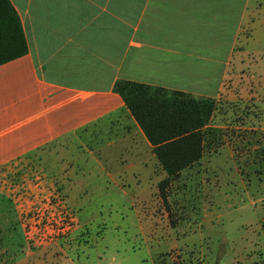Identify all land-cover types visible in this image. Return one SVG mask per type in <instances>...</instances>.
<instances>
[{
    "label": "crops",
    "instance_id": "obj_1",
    "mask_svg": "<svg viewBox=\"0 0 264 264\" xmlns=\"http://www.w3.org/2000/svg\"><path fill=\"white\" fill-rule=\"evenodd\" d=\"M9 1L20 18L27 53L0 66V175H38L35 177L41 180L48 178V170L31 171L25 162L38 157L42 163H60L55 176L66 179L60 190L64 203L74 212L85 203L68 180L74 169H67L70 162L79 160L85 176L99 179L107 210L117 208V196L135 195L139 203L130 213L136 228L132 242L116 246V253L107 257L104 254L99 264H156L161 255L194 246L189 240L195 235H178L177 229L167 225L166 212L160 218L148 211V200L158 192L159 178L165 173L113 88L117 81L125 80L195 97H225L223 85L229 74L233 75V67L251 66L253 72L254 67H264V42L251 49L239 46L242 27L251 17L247 13L249 0ZM259 31L264 37V24L259 25ZM238 92L229 91L233 97H244ZM260 94L264 98L263 91L253 89L248 98ZM255 102L264 105L263 100ZM261 108L256 109L255 114H261L258 118L251 110L246 112V122L233 121L231 130L237 135L230 156L224 153L216 158L221 178L242 179V164H238L242 162H247L246 171L258 172L253 166L259 160L255 155L264 159V106ZM240 131L245 135L239 136ZM40 187L45 193V186ZM243 205L238 207L239 213H248L237 226L248 228L253 236L262 235L264 207H255L252 201ZM14 211L12 205L10 218ZM73 214L75 224L53 242L54 246L46 245L45 240L41 250L31 252L29 248L38 232V236L46 235V223H39V231L34 233L10 229L8 223V240L14 242L16 237L23 243V260L39 253L55 264H95L91 255L80 258L72 253L69 257L66 252L67 239L88 224ZM222 219L221 212L213 227L211 219L203 220L204 226H210L209 233L199 234V241L214 232L227 234ZM117 225L109 219L110 228ZM159 246L167 251L162 252ZM13 257L8 264H14Z\"/></svg>",
    "mask_w": 264,
    "mask_h": 264
},
{
    "label": "rangeland",
    "instance_id": "obj_2",
    "mask_svg": "<svg viewBox=\"0 0 264 264\" xmlns=\"http://www.w3.org/2000/svg\"><path fill=\"white\" fill-rule=\"evenodd\" d=\"M247 13L251 17L242 27L239 46L251 49L253 45L257 47L258 44L264 42V37L259 31V25L264 24V0H249ZM232 73L233 75L229 74V76L233 78L228 76L223 85L226 96L214 99L216 107L205 132L201 159L180 172L171 181L166 192L165 203L156 190L148 200L150 204L148 211L155 215L158 214L160 218L166 212V217H164L167 225L177 229L178 235H195L189 240L194 243V246H186L178 251L161 255L156 264H264V224L263 234H258V236H253L248 228L237 226L240 219L246 218L248 213V211L239 213L240 205L244 206L243 203L252 201L255 207H264V159L260 155H255L259 156V160L253 165L256 166L255 171H258L255 173H252L251 169L250 172L246 171L247 162L238 163L242 164L240 165L243 173L242 179L234 176L221 178L216 170L218 168L217 156L224 153L228 154L226 157L230 156L232 141L237 135L236 131L231 130L233 121L246 122L249 114L246 112L251 110L252 114L256 115L255 117L261 116V114H255L256 109L264 105H261L262 102L259 104L255 101L257 99L264 101L262 94L259 98L250 99L248 95L253 89L264 92V67H254L253 72L251 66L242 65L239 68L236 66L232 68ZM251 75L260 77L261 80L252 79ZM241 89L244 97L236 98L229 93V91L239 90L238 94L241 95ZM238 108L240 110H237ZM237 112L241 113L239 117H237ZM245 133V131H240L239 136H244ZM38 159V157H31V160L25 162V167L36 172L48 170V178L40 180L35 177L38 175L34 177L31 175L27 178L0 175V264H8L14 258L13 256L16 257L14 264H55L52 258H47V255L44 258L39 253L31 259L23 260L21 256L24 251L23 243L16 240V237H14V242L8 240L6 232L8 223H10V229L12 227L24 229V233L38 232L39 223L41 225L46 223V245L54 246L53 242L61 237L62 233L65 236L72 229L71 227L75 224L73 214L75 212L79 219L88 220V224L81 233L74 238L67 239L66 252L69 257L72 253L80 258L83 255H91L95 264L100 263L104 254L107 257L110 253H116L114 251L116 246L132 242L136 228L135 222L131 223L132 214L130 213L139 203L135 195L131 193L127 196H117L115 203L117 208L107 210L106 204L101 199L103 194L98 189L99 179L85 176L84 168L79 160L72 161L67 172L73 168V178L69 177L68 180L73 183L75 189L80 191L79 199L85 203L73 212L64 203L65 195L60 190V187L63 189L62 182L66 179L55 176L54 170L57 168L56 165L61 169L60 163L54 161L42 163ZM165 178L166 174L159 178V182ZM42 185L45 186L46 190L43 189L45 193L40 191ZM92 190L93 193H84ZM12 205L15 207V216L10 218ZM221 212L223 213V228L226 229L227 234L221 236L219 233L215 235L214 232L208 239L199 241V234L202 233L204 236L209 233L207 229L209 225L204 226L202 221L211 219L213 227L215 217ZM109 219L115 220L118 225L110 228ZM61 223H68V229L59 228ZM123 223L127 224L123 226ZM200 223L204 227L200 226ZM136 226L138 227V224ZM38 235L33 236L29 242L31 252L45 247L42 244L45 241L39 240ZM74 246L77 247L76 250L73 249ZM163 247L159 246V250ZM164 250L162 252L167 251Z\"/></svg>",
    "mask_w": 264,
    "mask_h": 264
},
{
    "label": "trees",
    "instance_id": "obj_3",
    "mask_svg": "<svg viewBox=\"0 0 264 264\" xmlns=\"http://www.w3.org/2000/svg\"><path fill=\"white\" fill-rule=\"evenodd\" d=\"M26 53L20 18L9 0H0V66ZM113 91L123 100L166 174L157 185L165 203L171 181L201 159L215 100L125 80L117 81Z\"/></svg>",
    "mask_w": 264,
    "mask_h": 264
},
{
    "label": "built area",
    "instance_id": "obj_4",
    "mask_svg": "<svg viewBox=\"0 0 264 264\" xmlns=\"http://www.w3.org/2000/svg\"><path fill=\"white\" fill-rule=\"evenodd\" d=\"M70 221H72V220H70ZM57 226H59V224H57ZM68 226H69L68 223H61L59 228L66 230V229H68ZM38 239L41 241H45L47 239V236L40 234V236H38Z\"/></svg>",
    "mask_w": 264,
    "mask_h": 264
}]
</instances>
